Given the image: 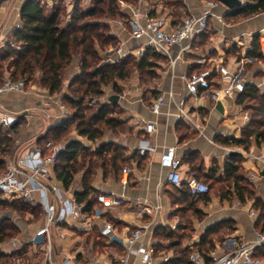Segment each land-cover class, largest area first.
Wrapping results in <instances>:
<instances>
[{"label":"crops","instance_id":"obj_1","mask_svg":"<svg viewBox=\"0 0 264 264\" xmlns=\"http://www.w3.org/2000/svg\"><path fill=\"white\" fill-rule=\"evenodd\" d=\"M25 1L0 0V47L13 40L15 25L21 21L20 11ZM45 2L51 4L54 0H45ZM91 3L92 0H81V4L85 7L90 6ZM182 3L184 6L181 8L187 14L198 15L203 10V0H182ZM154 5L156 9L153 11V15L172 11L175 22L183 16L174 14L172 8L165 6L163 1H152L151 6ZM123 10L130 14L128 7H124ZM220 10L225 11V7ZM215 18L213 17L212 19ZM247 20L249 22H242L243 25L241 26L230 27L227 33L232 36L238 33L249 36V32H259L264 28V11L248 16ZM111 28L112 33L121 39L122 49L127 50L125 54L139 45L138 40L131 38L128 29V18L126 24L121 20L113 21ZM195 38L189 45L184 43L158 51L163 56V59L167 60V64L158 66L161 71L160 79L151 82V90H155L159 93L158 95L163 94L166 97L167 102L160 114L151 112L150 107L155 97L151 96L146 101L144 93L140 91L141 83L136 81L132 88H125L123 80L117 79L121 91L115 90L112 83L102 85L104 94L96 99L99 104L107 105L112 111L110 115L122 120L127 130L118 129L114 131L106 128L103 136L95 141L89 140L87 136H81L76 129L77 122L75 121H72L70 130L63 136L64 138L58 139L56 137L57 127L64 121L73 120L76 112V108L69 105L65 101V97L72 95L70 90L71 81L81 72L78 60H74L67 67L63 77V84L54 93H51L40 83L41 74L37 72L36 80L31 81L23 92H5L0 94L1 107L16 113L18 116L17 121L21 122L16 132L12 131L10 127L7 128L10 129L9 135L14 139V149L9 155L13 158L27 154L34 149L35 145L44 146L45 142L49 140L63 142L66 145L72 140H77L91 148L92 151L104 143H115L125 149L127 161L123 164L117 177L113 173L105 177L102 166L96 168L95 175L91 180V186L95 190L87 196L86 201L92 200L94 202L96 194L101 191H114L125 194L126 204L107 210L103 219H95L91 230L80 229L78 221L73 217H69L67 222L61 226L62 230L68 233L67 237L59 238L55 241L56 251L53 254L55 264H63L62 249L68 250L74 260L84 262L86 256L83 251L88 248V243H92L94 249L109 258H114L121 253L122 250L118 245L107 244L104 237L101 236L100 226L104 220L111 222L122 235L142 227L145 232L143 239L146 243L155 244L159 250L169 251L173 257L172 237L168 238L164 231L168 229L178 233V229L183 223L178 213L186 209L182 205L183 196L181 194L184 191V185L180 187L170 185L166 179L167 170L160 164L161 153L169 145H176L178 154L183 157V175L185 178L183 184H186L189 176L194 175L189 163L193 154L197 153L203 156L202 162L204 163L205 172L210 170V162L213 157L218 158L219 171L217 175L224 177L225 167L228 163L227 158L230 159L231 154L238 153L243 157L242 168L245 169L246 177L253 185L255 191V196H246L244 202L239 199L233 187L231 188V199L222 198L220 194L211 193H209L210 199L207 201L203 199L204 195H201L198 199L192 197L193 201H196V207L204 213V217L200 219L196 216H191L193 232L188 238L186 236L181 239L182 247L198 248L205 231L210 226L223 220L233 221L234 230L226 234L223 241L218 242L215 240V248L212 250L228 251L234 241H248L253 238L256 229H264L262 209L255 204L257 198L264 203V167L263 163L257 161L254 157L255 155L264 157V142L252 141L249 147L246 148L244 145L222 144L217 140L218 136L222 138L240 137L243 127L248 123L244 124L245 121L242 117L245 111L235 105L229 111L220 112L213 105H210L208 101L199 100L195 103L193 101L188 102L186 107L193 123L186 122L178 116L177 103L185 91L182 74L185 71L195 70L198 66L195 60L201 57L197 55L198 52L193 47ZM187 46L189 48L183 50ZM132 53L134 54L133 51ZM178 55H181V57L176 63H172V60ZM140 58L138 57V59ZM224 63L227 64V62ZM236 63L238 64V61ZM262 79L264 81V78L259 79L260 84ZM113 95L119 96L117 102L110 100ZM98 109L92 114H95ZM117 109L121 110V113H118ZM203 112L207 114L203 115ZM235 112H238V116L231 119L230 115H236ZM117 114L120 115L116 116ZM211 114H215L218 117L216 123L210 121ZM225 116L232 120L229 125L223 124ZM146 121H154L156 123L154 132L148 133L145 131ZM181 123L188 128L192 126L196 130L195 136L192 137L187 135L186 132H181ZM183 135L185 137L181 139ZM143 138L149 139L155 146V149L146 156H140L136 149V145ZM9 156L5 157V168ZM81 159L79 157V161ZM125 166L130 167L131 172L128 185L123 189L121 178L122 169ZM86 170V166L80 168L74 174L72 184L67 188L57 178L54 169L51 172L48 183L50 185H60L66 190H71L74 194L82 193L84 191L83 180ZM142 210L144 211L141 213ZM252 210L256 211L255 216L250 215ZM13 214L15 213L11 212L9 216H6L12 218ZM175 219L180 220V224L177 227L173 226ZM13 223L18 226L20 233L18 236L13 237L11 241L0 242V253L8 254L20 249L25 251L26 249L27 251L24 253L27 257L25 254L23 256L17 255L16 263L12 259H8L6 264H49L46 260L45 252L40 247H35L28 242V239L36 234L38 229L45 223L42 211L36 220L22 224L13 220ZM69 264L74 263L71 262Z\"/></svg>","mask_w":264,"mask_h":264},{"label":"trees","instance_id":"obj_2","mask_svg":"<svg viewBox=\"0 0 264 264\" xmlns=\"http://www.w3.org/2000/svg\"><path fill=\"white\" fill-rule=\"evenodd\" d=\"M124 1L132 4L137 2V0ZM162 1L169 8H175L177 5L184 6L180 0ZM58 2L52 6L51 10L48 9L45 0H26L23 3L20 11L21 27L15 29L11 42L0 47V83L3 81L5 73L8 72L13 79L25 78L28 85L31 81L36 80V73L40 72V83L51 93H54L61 88L67 67L74 60H78L81 72L71 81L72 95L65 97V101L76 108V112L73 120L64 121L57 127L56 137L61 139L65 136L70 130L72 121H75L77 122L78 133L95 141L103 136L106 128L114 131L124 129V122L118 117L111 116L112 111L105 104H100L95 114L86 113L87 109L90 108L85 105L86 98L96 99L102 96L104 94L103 84L112 83L115 90L121 91L117 79L124 80L129 76L130 63H133L141 72L155 77L158 59H163V56L155 49L147 48L138 60L126 58L117 63L103 62L100 48L103 49L106 45H118L119 43V37L110 31V25L104 19H114L116 16L124 18V20L128 18V13L121 9L119 0H92L88 7L83 6L81 0H77V6L70 18L71 21L66 26L62 25V2L61 0ZM260 11H264V0H245L242 6L228 10L224 17L235 18L239 16L243 18ZM259 35V32L253 34L251 46L247 49L246 56L264 61V54L259 44ZM240 60L241 55L237 56V61L240 62ZM195 69H200V67L197 66ZM260 76H264V70ZM151 92L153 97H157L159 94L155 90ZM144 98L146 99V92ZM237 104L243 111L251 113V120L243 127L240 137L222 138L218 136L217 140L222 144L244 145L246 148L252 141L264 142V91L258 85L247 82L245 90L238 95ZM20 124V121H16L10 129L16 132ZM9 130L5 133L0 127V167H3L2 172L5 170V157L9 156L14 148V139L9 135ZM184 137L183 135L181 139ZM124 150L122 146L115 143H104L92 151L91 148L81 142L72 140L59 156L55 166L56 176L68 188L74 180V174L86 166L87 170L83 180L84 191L76 193L79 201H86L87 196L95 190L91 186V180L95 175L96 168L102 166L105 177L111 173L117 177L123 164L127 161ZM197 156V153L193 154L189 163L192 172L198 179L199 176L210 178L214 180L215 184L227 181L243 202L246 200V196H255L253 185L246 174L241 171L243 157L240 154L230 155V162L226 164L224 177L217 175L218 163H215L208 172H205L203 162L195 163L194 160ZM79 157L82 158L81 161H79ZM183 185L184 191L181 194L183 202L187 204L185 206L186 211L191 212V216L202 219L204 213L196 207V201H191L193 196L188 185ZM214 185H211V188ZM211 188L209 186V193ZM231 188L226 191H221L222 188H220V196L231 199ZM209 193L203 196L205 201L210 199ZM86 202L88 209L94 205L92 200ZM255 204L262 209V216L264 217V203L257 198ZM0 206L9 207L10 210L19 213L30 212L35 218H38L41 213L40 207L18 200L0 199ZM224 222L228 224L229 228H232L231 231L234 230L233 221L224 220ZM191 225L182 223L178 233L168 229L164 231L168 238L172 237L171 246L174 248L173 257L164 264H190L188 253L191 248L182 247L181 239L185 237L186 229ZM220 225L221 222L210 226L203 234L198 246L203 253L206 254L215 248L216 238L214 236H216ZM19 233L20 229L9 217L4 216L0 219V242L16 237ZM20 250L9 256H23L24 252L27 251L26 249L25 251ZM2 256L4 253H0V257ZM6 262L5 260L1 264H6Z\"/></svg>","mask_w":264,"mask_h":264},{"label":"built area","instance_id":"obj_3","mask_svg":"<svg viewBox=\"0 0 264 264\" xmlns=\"http://www.w3.org/2000/svg\"><path fill=\"white\" fill-rule=\"evenodd\" d=\"M67 5H72V0H65ZM151 0H137L135 4L119 0L121 9L128 7V29L132 39L138 40L139 45L132 50L137 57H142L147 48L161 51L174 45L189 43L198 35L204 33L213 17L223 19L224 13L220 9H229L220 0H203V10L200 14H186L177 22L172 11L151 15L156 9L151 6ZM73 14V13H72ZM70 14V15H72ZM22 22L16 23L20 28ZM259 44L264 54V28L259 31ZM189 46L183 48L188 49ZM181 55L172 60L176 63ZM206 58H197L196 64L200 69L185 71L182 79L185 83V91L180 96L178 116L186 122L193 123L186 107L188 102L195 103L206 100L210 105L217 108L220 104L223 111H229L236 107L238 95L245 90L248 81L245 76L244 61L238 66L230 68L222 60L206 66ZM254 84L262 87V83ZM27 86L25 78L13 79L8 72L5 73L0 83V94L5 92H23ZM166 97L158 95L152 102L150 110L154 114H160L166 104ZM241 108V107H240ZM242 109V108H241ZM245 123L251 120L249 112L242 115ZM18 119L16 113L8 111L0 105V127L9 128ZM144 129L148 133L156 130L154 121H146ZM63 142L47 141L44 146L35 145L34 149L27 154L13 158L9 156L6 168L0 172V199L8 201H22L33 206H40L44 215L45 223L36 234L28 239L35 247H40L46 255L49 264H55L53 254L56 251V239L67 237V232L61 226L69 217L78 221V227L83 230H91L95 219H103L107 210L126 204V196L114 191H101L94 198V205L88 209L86 201H79L76 194L69 189L58 185H50L48 179L54 171L60 154L66 149ZM47 149V151H45ZM140 156H146L155 146L149 139L143 138L136 145ZM255 159L263 163L262 155H255ZM229 162L230 159L227 158ZM160 164L167 170L166 179L172 186L180 187L184 183L183 157L178 154L176 145L167 146L161 153ZM131 169L128 166L122 169L121 185L125 189L128 185ZM186 184L194 198L209 193V185L198 179L195 175L187 178ZM51 195L53 196L51 198ZM159 207V206H157ZM144 210L141 211V213ZM251 216L256 215L252 210ZM180 224L175 219L173 226ZM144 229L138 227L129 233L122 235L114 225L104 220L100 226V234L109 245H118L122 252L114 258H109L94 249L92 243L83 251L86 256L84 262L72 258L68 250L62 249L63 264H164L171 258L169 251L157 249L155 244L146 243L143 239ZM190 264H264V229L255 230L254 236L248 241H234L228 251L211 250L203 253L198 248H191L188 253Z\"/></svg>","mask_w":264,"mask_h":264},{"label":"rangeland","instance_id":"obj_4","mask_svg":"<svg viewBox=\"0 0 264 264\" xmlns=\"http://www.w3.org/2000/svg\"><path fill=\"white\" fill-rule=\"evenodd\" d=\"M58 1L60 0H54V2H52L51 4L46 3L47 7L49 10L52 9V6L59 3ZM151 1H155V0H151ZM162 1V0H160ZM182 1V0H180ZM245 1V0H243ZM62 2V7H63V21H62V25H67L71 20V16L70 14L74 13V10L77 6V0H72V5L68 6L65 0H61ZM172 8V7H171ZM172 10L174 11V14H178L180 16H184L187 13L184 12L183 8H181V6L177 5L175 8H172ZM124 11V10H123ZM224 13V15L227 13V11H221ZM177 15V16H178ZM129 16V14H128ZM248 17H243L240 18L235 17V18H227L224 17L222 20L220 18H215L212 19L210 21L209 27L206 30V32L203 35H200L199 37L195 38L194 42H193V47L194 50L198 52L197 55L206 58L207 62H206V66H211L215 60L217 61H224L227 62V65L230 68H235L238 66V64L236 63L237 61V56L241 55V60L240 61H244V67H245V76L247 77L249 82L255 83L256 81H260V78H264V76H260V73L263 72L264 70V61L262 60H256L255 57H251V56H246V52L247 49L251 46V38L253 36L252 32H249V36H245L242 33H238L236 35H229L228 29L230 27H238L243 25V23H247L249 22ZM116 20H121L123 21L124 24H126L127 19L124 20V18L121 17H115L114 19L112 18H105L104 21H107V23H109L110 25V31L112 32V28L111 25L113 23V21ZM257 33V32H256ZM6 44V43H5ZM122 43H121V39L119 38V43L118 45H106L105 47H103V49L100 48V55L103 59V62H107V63H113V62H119L123 59H130V60H134L135 58L138 60V57H136L134 54H132V50L130 49V51L125 54L127 52V50L122 49ZM211 59V60H210ZM158 66H162V64H167V60L165 59H158ZM161 63V64H160ZM239 63V62H238ZM129 66L131 67V71L129 76L123 80L124 82V86L125 88H132V86H134L136 84V81L141 83V87H140V91L142 93L146 92V101H148L150 99V97L152 96V90H151V82L153 80H157L160 79L161 76V71H160V67L155 69V77H151L149 75H147L146 73L141 72L140 70H138V68L133 65V63H130ZM264 82L263 79L261 80V83ZM260 89H264V83L262 85V87H260ZM264 91V90H263ZM123 92V91H122ZM85 105H88L90 108L87 109L86 113L92 115V113H94L98 107H99V101L95 98H86L85 100ZM121 110L117 109L118 113ZM203 115L207 114L205 112L202 113ZM236 115L231 114L230 118L233 119V117H237L238 116V112H235ZM120 114H117L116 116H118ZM251 115V113H250ZM217 116L215 114H211L210 116V121H212V123H216L217 120ZM229 117L226 118L225 116V120L223 121V124H228L230 122H232V120ZM235 119V118H234ZM123 128V127H122ZM124 129H126V126H124ZM9 129L2 127V131L3 132H7ZM127 130V129H126ZM180 131L181 132H186L188 133L187 135L189 136H195L196 134V130L194 128H192V126H189V128L186 127V125H184L183 123L180 124ZM64 138V137H62ZM61 138V139H62ZM14 149V148H13ZM1 157V154H0ZM202 155H198L197 158L194 160L195 163L199 164L200 162H202ZM215 163H219L218 158L213 157L212 161L210 162L211 166L215 165ZM125 164V163H124ZM2 168L0 167V172H2ZM5 169V168H4ZM242 173L246 174L245 169H241ZM201 181L206 182L210 188L211 185H214L215 182L214 180L210 179V178H205V177H201L199 176ZM60 186V185H59ZM222 186V187H221ZM61 187V186H60ZM232 185L229 184L227 181L215 184L213 188H211L210 193L211 194H219L220 193V188L221 191H226L229 188H231ZM196 199V198H195ZM198 199V197H197ZM191 201H193V199H191ZM182 205L185 207L187 204H185L184 202L182 203ZM186 209V208H185ZM181 211V210H180ZM185 211V212H184ZM182 212H179L178 214L180 215L182 222L186 223L187 225H191L192 224V218H191V212H188L186 210H184ZM13 212L15 215L13 214L10 218L11 221H17L18 223H27L33 220H36L37 218H35V216L30 213V212H23V213H19L13 210H10L9 207H3L0 206V219L3 216L6 215H10V213ZM228 224L224 222V220L221 222L220 228L218 229V232L216 234V236H214L216 238V241L220 242L223 241L226 234H228L232 228H227ZM230 229V230H229ZM193 232V226L191 225L190 227H188L186 229V234L185 237L190 236ZM13 239L9 238L7 241H11ZM14 253V252H12ZM12 253H8V254H4V256L0 257V264L3 261H7L8 259H12L15 263L17 261V255L15 256H9ZM40 254V253H37ZM11 257V258H9Z\"/></svg>","mask_w":264,"mask_h":264},{"label":"water","instance_id":"obj_5","mask_svg":"<svg viewBox=\"0 0 264 264\" xmlns=\"http://www.w3.org/2000/svg\"><path fill=\"white\" fill-rule=\"evenodd\" d=\"M229 10H233L235 8H238L240 6H242L244 4L243 0H220ZM119 99L118 95H113L110 100H112L113 102H117ZM217 109L220 112H223V108L221 107V105L219 104L217 106Z\"/></svg>","mask_w":264,"mask_h":264}]
</instances>
